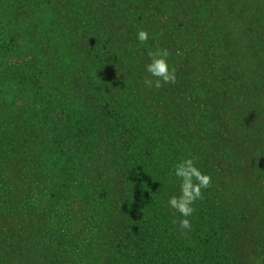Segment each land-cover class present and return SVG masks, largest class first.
Masks as SVG:
<instances>
[{
    "label": "trees",
    "instance_id": "trees-1",
    "mask_svg": "<svg viewBox=\"0 0 264 264\" xmlns=\"http://www.w3.org/2000/svg\"><path fill=\"white\" fill-rule=\"evenodd\" d=\"M263 6L0 0V264H264V133L229 119L244 112L235 89L264 78V46L245 42H264ZM192 32L180 60L172 41ZM157 49L176 70L159 89L143 83ZM188 157L212 177L190 230L167 205Z\"/></svg>",
    "mask_w": 264,
    "mask_h": 264
},
{
    "label": "rangeland",
    "instance_id": "rangeland-1",
    "mask_svg": "<svg viewBox=\"0 0 264 264\" xmlns=\"http://www.w3.org/2000/svg\"><path fill=\"white\" fill-rule=\"evenodd\" d=\"M237 3L235 6L237 7ZM264 10V6H263ZM257 14H255V19H252L250 23V27L253 30V25L257 23ZM183 21V18L181 19ZM235 18H231V25L230 28H233L235 32L241 31V24L239 23ZM262 24L264 25V19ZM247 30L249 28H246ZM179 41H172V47L175 50V55L179 57V59H187L190 51H188L191 47L190 46H197L199 43L197 41H194V39L199 40V37L195 35L194 32L190 33L189 36L183 33H177L176 34ZM181 35V36H180ZM259 33L255 32L254 30L251 32H248L247 39L245 42L251 43L254 53L258 54L257 51L261 49V47L264 46V42L258 37ZM185 36V37H182ZM191 36V38H190ZM194 38V39H193ZM264 52V50H262ZM255 54V55H256ZM255 55L250 58V66H252V63L254 62ZM200 60L203 62L205 60L204 56H201ZM191 62V61H190ZM200 63V62H199ZM219 64H222L221 61H218ZM204 66L205 63H202ZM182 65V64H180ZM190 68V70H193L192 68H199V71L192 72L191 74L197 73V76L194 78L197 79L199 82H204L208 85L209 81L211 80V77H208V71L204 73L205 69L201 68L199 64H187ZM253 67V66H252ZM249 70H244V74H248ZM250 78L245 79L246 81ZM238 87L241 88V84L238 85ZM231 97H235L237 99V103L239 107L243 108V113L240 115H237L236 117L230 116L229 119L231 122L236 121L235 125L237 127H241V132L243 131H249L255 140H257V134H255V129L258 127L260 128V131H263L264 133V78L260 79L259 77L253 78L252 84L247 85L245 89L239 90L235 89L233 95ZM233 125V124H232ZM68 221V220H66ZM59 228H55L54 231H57ZM86 237L85 240L89 241V233L90 228H86ZM81 234L80 227H77L76 224L67 225V227L64 230V235L67 239V242L69 243L71 240H74L77 235Z\"/></svg>",
    "mask_w": 264,
    "mask_h": 264
},
{
    "label": "clouds",
    "instance_id": "clouds-1",
    "mask_svg": "<svg viewBox=\"0 0 264 264\" xmlns=\"http://www.w3.org/2000/svg\"><path fill=\"white\" fill-rule=\"evenodd\" d=\"M148 39L147 31L141 29L137 32V40L141 44L146 43ZM169 55L167 49L149 51V63L145 65L148 75L143 81L148 88L159 89L164 84L176 83V70L169 66ZM172 174L179 180L180 194L170 196L167 205L182 217L178 220L180 228L190 230L191 222L188 217L193 215V205L196 201L203 199V190L211 187L212 177L202 172L191 157L183 158L174 164ZM254 264H260V261L254 260Z\"/></svg>",
    "mask_w": 264,
    "mask_h": 264
}]
</instances>
